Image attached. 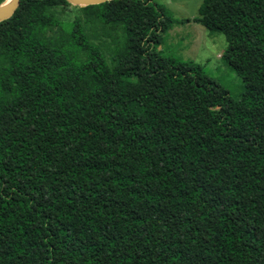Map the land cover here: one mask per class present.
Instances as JSON below:
<instances>
[{"label":"trees","instance_id":"1","mask_svg":"<svg viewBox=\"0 0 264 264\" xmlns=\"http://www.w3.org/2000/svg\"><path fill=\"white\" fill-rule=\"evenodd\" d=\"M171 19L19 0L0 20V264H264V0L194 17L236 41L239 97L160 53Z\"/></svg>","mask_w":264,"mask_h":264},{"label":"rangeland","instance_id":"2","mask_svg":"<svg viewBox=\"0 0 264 264\" xmlns=\"http://www.w3.org/2000/svg\"><path fill=\"white\" fill-rule=\"evenodd\" d=\"M171 12L172 19L163 34L159 51L198 65L207 77L239 97L243 81L230 66L236 41L220 32H209L194 21L202 0H156ZM110 9V7H108ZM77 12L73 6L68 17ZM108 16L112 17L110 11Z\"/></svg>","mask_w":264,"mask_h":264},{"label":"water","instance_id":"3","mask_svg":"<svg viewBox=\"0 0 264 264\" xmlns=\"http://www.w3.org/2000/svg\"><path fill=\"white\" fill-rule=\"evenodd\" d=\"M69 1L74 5L84 6L88 4L102 3L109 0H69ZM5 2L0 4V20L11 15V13L17 7L19 0H10L8 3Z\"/></svg>","mask_w":264,"mask_h":264},{"label":"bare ground","instance_id":"4","mask_svg":"<svg viewBox=\"0 0 264 264\" xmlns=\"http://www.w3.org/2000/svg\"><path fill=\"white\" fill-rule=\"evenodd\" d=\"M10 0H7L5 3H8Z\"/></svg>","mask_w":264,"mask_h":264}]
</instances>
